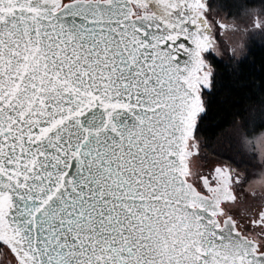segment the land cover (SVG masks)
Masks as SVG:
<instances>
[{
  "label": "water",
  "instance_id": "water-1",
  "mask_svg": "<svg viewBox=\"0 0 264 264\" xmlns=\"http://www.w3.org/2000/svg\"><path fill=\"white\" fill-rule=\"evenodd\" d=\"M192 4L0 0V241L18 264H264L186 178Z\"/></svg>",
  "mask_w": 264,
  "mask_h": 264
},
{
  "label": "trees",
  "instance_id": "trees-1",
  "mask_svg": "<svg viewBox=\"0 0 264 264\" xmlns=\"http://www.w3.org/2000/svg\"><path fill=\"white\" fill-rule=\"evenodd\" d=\"M209 6L238 22L264 14V0H210ZM248 43L246 53L236 60L210 58V85L201 91L202 110L192 135L212 159L252 169L255 155L241 148L234 131L252 139L264 130V33ZM3 247L8 249L0 242V252Z\"/></svg>",
  "mask_w": 264,
  "mask_h": 264
},
{
  "label": "rangeland",
  "instance_id": "rangeland-1",
  "mask_svg": "<svg viewBox=\"0 0 264 264\" xmlns=\"http://www.w3.org/2000/svg\"><path fill=\"white\" fill-rule=\"evenodd\" d=\"M196 1V4L199 5L197 18L206 23L205 31L198 38V59L192 73V83L196 87L199 97L197 117L202 110L201 91L210 85L212 75L210 58L214 57L223 62H228L229 59L236 60L242 57L246 53L248 40L264 33V14L257 12L255 19L254 17H246V19L238 22L228 18L224 13L213 11L209 6L210 0ZM218 22L224 23L225 26L221 28ZM196 117L194 123H196ZM194 126L185 144L188 151L186 155L187 179L192 180L199 175L200 169L212 171L218 168L223 176L232 179L239 188L264 182V130L252 139L246 138L237 129L234 131V136L241 148L244 151H252L255 155V164L252 169H248L247 167L237 168L221 160L212 159L200 149L199 143L194 139L192 135ZM236 161L238 162V160ZM0 264H18V262L13 253L3 247L0 252Z\"/></svg>",
  "mask_w": 264,
  "mask_h": 264
},
{
  "label": "flooded vegetation",
  "instance_id": "flooded-vegetation-1",
  "mask_svg": "<svg viewBox=\"0 0 264 264\" xmlns=\"http://www.w3.org/2000/svg\"><path fill=\"white\" fill-rule=\"evenodd\" d=\"M196 2L193 0L192 4L194 17L200 20L197 18L199 5ZM219 25L221 28L225 26L224 23ZM189 181L197 190L218 199L219 212L215 216L219 226L224 223L231 225L252 243L256 253L264 255V182L239 188L232 179L223 176L218 168L212 171L200 169L199 175Z\"/></svg>",
  "mask_w": 264,
  "mask_h": 264
},
{
  "label": "bare ground",
  "instance_id": "bare-ground-1",
  "mask_svg": "<svg viewBox=\"0 0 264 264\" xmlns=\"http://www.w3.org/2000/svg\"><path fill=\"white\" fill-rule=\"evenodd\" d=\"M1 233H2V232H1V230H0V236H1Z\"/></svg>",
  "mask_w": 264,
  "mask_h": 264
}]
</instances>
